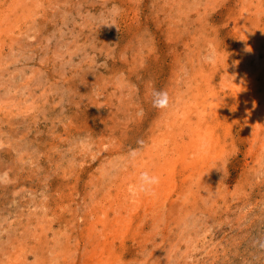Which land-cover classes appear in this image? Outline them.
Wrapping results in <instances>:
<instances>
[{"label": "rangeland", "instance_id": "374dc122", "mask_svg": "<svg viewBox=\"0 0 264 264\" xmlns=\"http://www.w3.org/2000/svg\"><path fill=\"white\" fill-rule=\"evenodd\" d=\"M0 177V264H264V0H0Z\"/></svg>", "mask_w": 264, "mask_h": 264}, {"label": "clouds", "instance_id": "9594fccd", "mask_svg": "<svg viewBox=\"0 0 264 264\" xmlns=\"http://www.w3.org/2000/svg\"><path fill=\"white\" fill-rule=\"evenodd\" d=\"M118 14V13H117ZM115 25V24H113ZM172 99L169 96L167 90H156L153 92L152 105L153 107L161 110L168 109ZM142 143V142H141ZM135 153L132 154L135 158ZM3 177H0V181ZM160 183V177L155 174H150L149 171H142L138 177V181L135 184H131L128 187L129 196L134 200L138 199L141 195L144 196H155V189ZM256 243H261L264 246V241L258 240Z\"/></svg>", "mask_w": 264, "mask_h": 264}]
</instances>
